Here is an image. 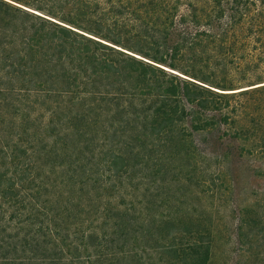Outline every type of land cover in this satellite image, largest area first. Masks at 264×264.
<instances>
[{
  "label": "trees",
  "instance_id": "obj_1",
  "mask_svg": "<svg viewBox=\"0 0 264 264\" xmlns=\"http://www.w3.org/2000/svg\"><path fill=\"white\" fill-rule=\"evenodd\" d=\"M261 81L264 0H0V264H264Z\"/></svg>",
  "mask_w": 264,
  "mask_h": 264
},
{
  "label": "rangeland",
  "instance_id": "obj_2",
  "mask_svg": "<svg viewBox=\"0 0 264 264\" xmlns=\"http://www.w3.org/2000/svg\"><path fill=\"white\" fill-rule=\"evenodd\" d=\"M120 49H122L120 47ZM127 51L126 49H122ZM199 82V81H198ZM201 83V82H199ZM264 84V81L261 82H256L254 84H241L233 87V89L226 90L230 92H238L241 90L249 89L257 85H262ZM206 85V84H205ZM208 86V85H207ZM218 90V89H217ZM222 91V90H220ZM244 97H241L239 100H243ZM246 118L243 117L242 114L237 116V121L244 123ZM213 137V136H211ZM209 139V144L211 146V150L208 149V152L206 154L207 159L211 160L213 163V160L216 158H219V155H216L218 151H227L231 149L234 145H238V140L237 138L228 135L223 136L222 138H218L216 140L215 138ZM214 137H217V134L214 135ZM212 144H214L215 150L212 147ZM209 146V147H210ZM221 156V155H220ZM264 155H256V154H246L244 152L239 153L237 150H232L231 153H229L227 156L223 158V163L221 165V168L224 170L223 173L226 175L224 176V180L226 184L228 185V180H230V183L233 182L231 185L236 188L237 192L240 194L242 199H248L251 198V200H255L256 198L259 200L258 202L259 207H262L263 203V192H264ZM223 178V177H222ZM229 187V185H228ZM225 190L224 192H227ZM233 201V205L235 202L234 196H229ZM240 197V198H241ZM250 200V199H249ZM206 202H211L209 199L206 200ZM231 205V206H233ZM229 209L224 206L222 207L221 214L224 213L225 216H227V213ZM232 218V217H231ZM256 241V242H255ZM258 237L253 239L254 246H259L257 244ZM227 264H232V260L228 259ZM260 264V263H259Z\"/></svg>",
  "mask_w": 264,
  "mask_h": 264
}]
</instances>
